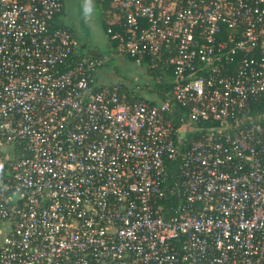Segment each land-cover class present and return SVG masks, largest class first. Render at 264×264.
I'll return each instance as SVG.
<instances>
[{
  "label": "built area",
  "instance_id": "2783aa9c",
  "mask_svg": "<svg viewBox=\"0 0 264 264\" xmlns=\"http://www.w3.org/2000/svg\"><path fill=\"white\" fill-rule=\"evenodd\" d=\"M109 1L162 102L0 0V264H264V0Z\"/></svg>",
  "mask_w": 264,
  "mask_h": 264
},
{
  "label": "rangeland",
  "instance_id": "374dc122",
  "mask_svg": "<svg viewBox=\"0 0 264 264\" xmlns=\"http://www.w3.org/2000/svg\"><path fill=\"white\" fill-rule=\"evenodd\" d=\"M64 24L75 34L77 48L91 56L104 58L101 71L96 73L97 85L120 82L128 87H137L141 97L152 101L157 98L154 89L161 82L155 71L148 67L136 65L125 56L116 55L107 28L113 18L107 14L112 12L109 0H63Z\"/></svg>",
  "mask_w": 264,
  "mask_h": 264
},
{
  "label": "trees",
  "instance_id": "16d2710c",
  "mask_svg": "<svg viewBox=\"0 0 264 264\" xmlns=\"http://www.w3.org/2000/svg\"><path fill=\"white\" fill-rule=\"evenodd\" d=\"M112 44L117 47V43L116 42H113L112 41ZM94 58V57H93ZM96 58V57H95ZM128 58V57H126ZM130 59V58H128ZM132 61V59H130ZM156 74V78L158 77V74L156 72H154ZM95 81H96V78H95ZM123 86L125 87V91L128 93L129 90V87L128 85H126L124 82L122 83ZM154 89L156 90L157 92V98L158 99H155V100H152V101H149L143 97H141V95H139L138 93L136 94V97L135 99H137L138 101H146V102H149L150 104H157L159 102H162L164 97H165V94L167 93L168 89H169V79L167 76H163L161 78V83H159L158 85H156L154 87ZM191 135V131H188L187 132V137H189ZM171 203H173V201L171 200Z\"/></svg>",
  "mask_w": 264,
  "mask_h": 264
},
{
  "label": "crops",
  "instance_id": "0c3cea01",
  "mask_svg": "<svg viewBox=\"0 0 264 264\" xmlns=\"http://www.w3.org/2000/svg\"><path fill=\"white\" fill-rule=\"evenodd\" d=\"M98 1H100V0H98ZM107 14L108 15H110L111 16V18H113V19H116V17H114V14L111 12V10H110V12H107ZM64 15V4H63V0H62V9H61V11H60V13H58V15L55 17V19H54V26H56V27H63V28H67V29H69L70 31H71V33H72V36H73V40H74V42H75V48L77 49V51L80 53V54H82V55H88V56H90V57H94L95 58V56H91V54L90 53H84V52H81L78 48H77V44H76V40H75V34L73 33V31H72V29L71 28H69L68 26H66L65 24H64V19H62V16ZM114 21V20H113ZM111 45L112 46H114L112 43H111ZM114 48H115V52H116V47L114 46ZM116 55H120V54H117V52H116ZM96 59H99V60H101V61H103L104 62V58L103 59H101L100 57H96ZM101 66H102V64H101ZM101 66H100V68L98 69V71L100 72L101 71ZM97 71V72H98ZM96 76V75H95ZM96 78V77H95ZM104 79H106V77L104 78L103 77V83H101L100 85H97V86H102V87H104V86H108V85H110L111 83H106V82H104ZM96 84H97V82H96Z\"/></svg>",
  "mask_w": 264,
  "mask_h": 264
}]
</instances>
